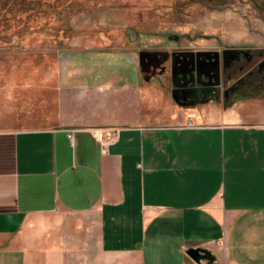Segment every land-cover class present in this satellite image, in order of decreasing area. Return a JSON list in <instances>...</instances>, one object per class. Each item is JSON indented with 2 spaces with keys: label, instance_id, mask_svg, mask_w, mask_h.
<instances>
[{
  "label": "crops",
  "instance_id": "crops-1",
  "mask_svg": "<svg viewBox=\"0 0 264 264\" xmlns=\"http://www.w3.org/2000/svg\"><path fill=\"white\" fill-rule=\"evenodd\" d=\"M149 70L135 49L98 47L55 87L8 89L0 264H264L263 112L183 105ZM103 128L119 129L107 152Z\"/></svg>",
  "mask_w": 264,
  "mask_h": 264
},
{
  "label": "rangeland",
  "instance_id": "rangeland-1",
  "mask_svg": "<svg viewBox=\"0 0 264 264\" xmlns=\"http://www.w3.org/2000/svg\"><path fill=\"white\" fill-rule=\"evenodd\" d=\"M98 47L163 56L168 66L157 76L169 86L172 55L189 60L236 50L253 55L238 64L245 72L264 57V0H0V108L8 89L55 87L71 57ZM238 66L206 101L264 116V80L254 78L251 88L225 99L224 89L243 74ZM34 97L15 114H33L25 110Z\"/></svg>",
  "mask_w": 264,
  "mask_h": 264
},
{
  "label": "flooded vegetation",
  "instance_id": "flooded-vegetation-1",
  "mask_svg": "<svg viewBox=\"0 0 264 264\" xmlns=\"http://www.w3.org/2000/svg\"><path fill=\"white\" fill-rule=\"evenodd\" d=\"M159 57L157 53H147L145 57V64L151 67L149 70L151 74L166 72L168 66L165 63L166 59L163 56ZM178 59L176 55H172L169 66L173 95L181 104L192 105L199 99L207 100L208 97H214L221 87L222 77L230 82L232 75L229 71L235 69L241 60L249 64L253 60V55L237 52L235 60L229 62L223 51L220 54L214 51L191 56L189 60ZM237 71L242 73L244 66L239 65ZM254 78L264 80V57L259 59L256 67L253 65L247 69L224 89L225 99L229 94H238L242 88H251Z\"/></svg>",
  "mask_w": 264,
  "mask_h": 264
},
{
  "label": "water",
  "instance_id": "water-1",
  "mask_svg": "<svg viewBox=\"0 0 264 264\" xmlns=\"http://www.w3.org/2000/svg\"><path fill=\"white\" fill-rule=\"evenodd\" d=\"M236 50H225L223 51V55L225 57H228V61H233L236 58ZM146 53H139V58L146 57ZM187 255L189 258H191L194 262L200 263L204 260L208 261L209 263H212L214 261V257L212 253L208 250L200 249V248H190L187 250Z\"/></svg>",
  "mask_w": 264,
  "mask_h": 264
},
{
  "label": "built area",
  "instance_id": "built-area-1",
  "mask_svg": "<svg viewBox=\"0 0 264 264\" xmlns=\"http://www.w3.org/2000/svg\"><path fill=\"white\" fill-rule=\"evenodd\" d=\"M94 136L95 140L98 142L102 152H107L108 146L115 143L118 138V128H103L97 129ZM217 245L221 244L219 241L216 242Z\"/></svg>",
  "mask_w": 264,
  "mask_h": 264
}]
</instances>
